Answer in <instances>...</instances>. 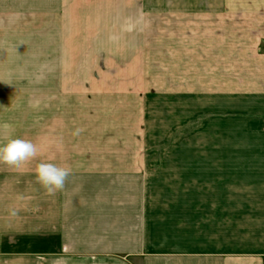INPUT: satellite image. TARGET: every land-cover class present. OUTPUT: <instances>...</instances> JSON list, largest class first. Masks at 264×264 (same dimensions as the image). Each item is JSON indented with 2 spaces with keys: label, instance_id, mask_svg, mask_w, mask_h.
Wrapping results in <instances>:
<instances>
[{
  "label": "rangeland",
  "instance_id": "obj_1",
  "mask_svg": "<svg viewBox=\"0 0 264 264\" xmlns=\"http://www.w3.org/2000/svg\"><path fill=\"white\" fill-rule=\"evenodd\" d=\"M94 1L64 10L61 105L54 97H47L46 106L32 98L30 122L24 123L31 141L39 145L40 130L57 129L63 149H78L70 156H97L91 148L127 147L128 156L141 158L152 210L148 235L162 253L169 247L214 249L215 239L246 241L259 229L264 202L253 200L262 193L246 185V176L232 173L247 162H263L264 141L250 134L242 119L217 118L215 107L205 105L210 96L193 90L200 0ZM188 85L191 92L183 90ZM76 128L84 130L81 135H72ZM150 166L157 168L153 175L146 173ZM37 189L22 187L20 195L31 194V202L20 198L15 203L8 201L14 192L0 186V230L11 225L6 216L13 210L23 223L37 220ZM16 229L0 234V242L14 247L9 252L24 253L22 229L27 228L21 223ZM30 258L48 264L46 256ZM78 258L84 256L64 251L54 263L75 264ZM131 258L140 264L139 257Z\"/></svg>",
  "mask_w": 264,
  "mask_h": 264
},
{
  "label": "crops",
  "instance_id": "obj_2",
  "mask_svg": "<svg viewBox=\"0 0 264 264\" xmlns=\"http://www.w3.org/2000/svg\"><path fill=\"white\" fill-rule=\"evenodd\" d=\"M91 2L95 4L94 0H0V125H10L0 127V144L17 137L31 141V130L24 123L30 122L33 97L39 105L46 106L47 97L61 105L64 10ZM197 8L199 69L193 90L210 96L205 105L215 107L217 118L231 123L242 119L245 129L264 141V0H200ZM183 90L191 92V85ZM37 138V165H65L72 174L63 190L48 194L36 182L32 160L20 167L0 163V186L14 192L8 201L24 198L30 203L31 194L24 197L20 192L34 185L39 209L32 223L7 214L11 225L0 234L18 233L14 228L22 223L27 228L22 229L26 244L24 253L9 252L14 247L1 241L0 264H34L33 255L46 256L48 264H55L64 251L84 256L75 264H137L131 257H139L140 264H264V206L259 229L246 241L215 239L214 249L169 247L162 253L163 247L151 244L148 235L152 210L143 189L148 178L144 179L141 158L128 156L127 147L91 148L97 156H70L78 149H63L57 129L40 130ZM240 166L232 177L246 176V185L262 193L253 200L264 202V161ZM156 170L150 166L146 173ZM31 224L37 228L29 230ZM152 248L158 251L154 255L147 252Z\"/></svg>",
  "mask_w": 264,
  "mask_h": 264
},
{
  "label": "clouds",
  "instance_id": "obj_3",
  "mask_svg": "<svg viewBox=\"0 0 264 264\" xmlns=\"http://www.w3.org/2000/svg\"><path fill=\"white\" fill-rule=\"evenodd\" d=\"M0 127L8 129L10 125L4 123ZM83 131L82 128H76L72 135L79 136ZM38 155V146L30 140L17 137L0 144V163L12 167H20L26 162L35 159ZM71 174V169L69 168L51 162H41L36 167L35 179L48 194H55L65 188ZM15 214L16 211L13 210L12 215Z\"/></svg>",
  "mask_w": 264,
  "mask_h": 264
}]
</instances>
